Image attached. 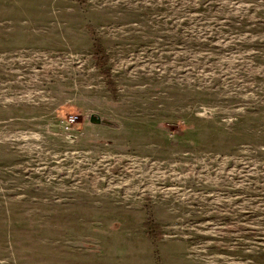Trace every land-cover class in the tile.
<instances>
[{
    "label": "rangeland",
    "instance_id": "obj_1",
    "mask_svg": "<svg viewBox=\"0 0 264 264\" xmlns=\"http://www.w3.org/2000/svg\"><path fill=\"white\" fill-rule=\"evenodd\" d=\"M0 264H264V0H0Z\"/></svg>",
    "mask_w": 264,
    "mask_h": 264
},
{
    "label": "trees",
    "instance_id": "obj_2",
    "mask_svg": "<svg viewBox=\"0 0 264 264\" xmlns=\"http://www.w3.org/2000/svg\"><path fill=\"white\" fill-rule=\"evenodd\" d=\"M100 49H101L100 45L99 44H96V52L97 53H101Z\"/></svg>",
    "mask_w": 264,
    "mask_h": 264
}]
</instances>
